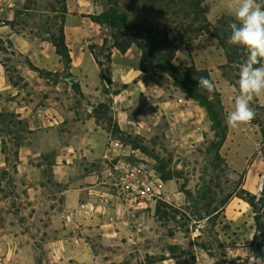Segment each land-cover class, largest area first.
<instances>
[{"label": "rangeland", "instance_id": "374dc122", "mask_svg": "<svg viewBox=\"0 0 264 264\" xmlns=\"http://www.w3.org/2000/svg\"><path fill=\"white\" fill-rule=\"evenodd\" d=\"M48 1L35 11L38 23L32 19L25 33L5 37L4 57L26 81L11 84L0 62V264H164L165 259L173 264H264L254 240L264 198L255 208L244 192L264 185V95L252 102L256 115L250 125L229 126L221 148L224 161L213 184L215 202H227L210 216L203 189L216 136L206 108L163 69L144 72L139 44L126 53L114 49L109 25L110 37L99 32L88 36L85 47L69 45L73 61L68 72L54 44L44 39L50 33L37 34L40 24L54 15ZM97 1L109 8L108 0ZM25 2L0 0V19H13ZM170 2L166 20L158 1L149 6L122 0L133 14L148 12L163 19L162 26L185 17L180 0ZM204 4V30L185 39L175 63L181 68L194 63L209 71L227 119L235 108L248 53L229 42L237 0ZM2 23L0 35L10 33V25ZM102 68L112 71V84L103 81ZM123 132L144 137L175 176L164 180L152 205L132 210L117 198L118 210L81 208L77 204L84 194L79 190L87 175H105L112 166L119 171L115 157L105 154L112 144H129ZM156 155L143 161L160 172ZM119 179L117 174L112 188L117 190ZM159 201L168 204L164 217L156 213ZM69 214H76L77 221H69ZM105 220L115 222L117 233L100 226Z\"/></svg>", "mask_w": 264, "mask_h": 264}, {"label": "trees", "instance_id": "16d2710c", "mask_svg": "<svg viewBox=\"0 0 264 264\" xmlns=\"http://www.w3.org/2000/svg\"><path fill=\"white\" fill-rule=\"evenodd\" d=\"M42 1L44 0H26L22 8L15 9V17L13 19H0V27L3 26L2 22H4L10 25L12 29L10 33L0 35V62L3 65L8 81L14 86L20 85L26 79L24 76L17 74L15 67L9 62L10 58L4 57L5 53L8 52V47L4 46L5 37H10L14 32L25 33L26 25L32 19H34L35 23H38L35 11L44 9L39 7ZM154 1H158L161 4L160 11L163 12L164 19L169 20L166 7L171 5L170 0H133L134 3L141 4L144 2L149 6ZM204 2L205 0H180L179 10H184L186 14L185 17L177 20L172 25L166 21L165 23L163 22L164 25L162 26L163 19H159L158 16H153L148 12L133 14L131 9L125 8L127 5L123 4L122 0H108L109 8L105 12L90 14L89 16L94 21L107 23L112 28L111 40L113 46L118 48L122 53H126L134 44H139L142 50L141 68L144 72L151 73L158 68L163 69L188 96L206 108L216 136L211 144L210 151L212 157L206 169V172H209L210 176L204 177L203 189V199L208 203V213L211 216L223 209L227 202V198L220 199L219 203L215 202L218 199L217 192L213 186L217 180V167L224 161L221 148L227 139L229 131L225 106L217 88L212 96V93L199 85L198 80L201 77L211 79L207 69H198L194 63L186 68H181L176 63H173L175 62L178 48L185 39L202 34L208 21ZM48 3L54 15L50 17L51 20L49 22L46 20L40 24V31L37 34L41 35L42 31L50 33V37L44 39H48L54 44L58 54L61 55L65 62L66 70L69 72L73 61L66 32L69 0H49ZM101 75L106 84L110 85L113 83V74L109 68H102ZM75 87L79 91L81 90L79 83L75 84ZM99 112V109H97L96 113L98 116ZM119 127V124H117L116 128ZM123 133L124 140L133 147L140 148L148 155H156L145 144L144 137L126 132ZM156 157L159 160L157 168L160 170L162 178L166 181L172 179L175 176V171L168 168V163L159 155H156ZM244 192L248 195L253 206L257 208L258 201H261V199L257 200L249 190L244 189ZM186 193L192 194V190L186 189ZM165 206H168V204L164 201L157 203L156 213L160 216L162 215L161 217L169 214ZM256 222L257 231L254 240L258 243L261 254L264 256V215L257 214Z\"/></svg>", "mask_w": 264, "mask_h": 264}, {"label": "crops", "instance_id": "0c3cea01", "mask_svg": "<svg viewBox=\"0 0 264 264\" xmlns=\"http://www.w3.org/2000/svg\"><path fill=\"white\" fill-rule=\"evenodd\" d=\"M106 10V4L99 3L97 0H69V12L66 25L68 44L71 47L76 44H78L80 47H85L87 45L86 39L88 38V36L94 34L97 35L99 34V32H102V35L104 34L110 37L109 32L106 31L108 24L94 21L89 16L90 14H101ZM9 12V17H11L12 11ZM88 26H92L93 28H90ZM113 48L118 49L116 47ZM82 49L84 51V48ZM118 144L119 143L117 142V145ZM112 146L113 147H108L105 155H113V157H115L117 161H113V164L115 165V167H117V169H119V171L113 169L112 166L111 168L104 170L106 176L101 173L102 171H94L91 174L87 175L86 185L84 187H81L79 190L83 191L84 195L77 204L78 206L81 205L80 207L85 208V210L112 211L121 208V203L117 199V190L114 187L112 188L114 179L117 180V174L123 175L125 167L130 164H134V162L143 163V159H148V161H151L150 155L143 152L140 148L133 147L131 144L123 145L122 143L121 146H114L112 144ZM139 159H142V161H140ZM147 164L151 166L150 163ZM114 173L116 174V176ZM80 207L79 210L81 209ZM97 216L98 219H102L101 213ZM100 226L105 231L107 230L117 233L115 222L109 220H105L103 222L100 221ZM164 262V264H173L169 262V259H165ZM144 264H159V262Z\"/></svg>", "mask_w": 264, "mask_h": 264}, {"label": "clouds", "instance_id": "9594fccd", "mask_svg": "<svg viewBox=\"0 0 264 264\" xmlns=\"http://www.w3.org/2000/svg\"><path fill=\"white\" fill-rule=\"evenodd\" d=\"M232 14L236 22L230 25L229 42L248 53L240 69L235 108L227 117V124L235 129L252 123L256 115L252 102L264 95V0H237ZM198 82L210 93L216 90L215 83L209 78L201 77ZM251 194L257 200L264 198V185Z\"/></svg>", "mask_w": 264, "mask_h": 264}, {"label": "built area", "instance_id": "2783aa9c", "mask_svg": "<svg viewBox=\"0 0 264 264\" xmlns=\"http://www.w3.org/2000/svg\"><path fill=\"white\" fill-rule=\"evenodd\" d=\"M115 183L117 198L129 209L137 210L154 203L157 195L162 193L164 179L160 172L143 162L126 166L124 174ZM68 219L76 222L78 217L76 214H69Z\"/></svg>", "mask_w": 264, "mask_h": 264}, {"label": "water", "instance_id": "95a60500", "mask_svg": "<svg viewBox=\"0 0 264 264\" xmlns=\"http://www.w3.org/2000/svg\"><path fill=\"white\" fill-rule=\"evenodd\" d=\"M70 80H71V82H76V81H78V79H76V78H74V77H70Z\"/></svg>", "mask_w": 264, "mask_h": 264}]
</instances>
